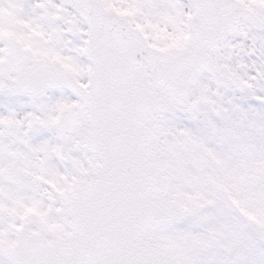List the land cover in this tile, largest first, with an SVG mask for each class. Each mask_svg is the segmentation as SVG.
<instances>
[{"label":"snow or ice","instance_id":"6c2138e0","mask_svg":"<svg viewBox=\"0 0 264 264\" xmlns=\"http://www.w3.org/2000/svg\"><path fill=\"white\" fill-rule=\"evenodd\" d=\"M0 264H264V0H0Z\"/></svg>","mask_w":264,"mask_h":264}]
</instances>
